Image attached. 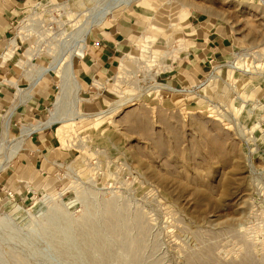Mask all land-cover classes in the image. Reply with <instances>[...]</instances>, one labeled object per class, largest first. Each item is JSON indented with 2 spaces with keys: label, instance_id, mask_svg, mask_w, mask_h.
Returning a JSON list of instances; mask_svg holds the SVG:
<instances>
[{
  "label": "rangeland",
  "instance_id": "1",
  "mask_svg": "<svg viewBox=\"0 0 264 264\" xmlns=\"http://www.w3.org/2000/svg\"><path fill=\"white\" fill-rule=\"evenodd\" d=\"M90 1L83 0L92 8ZM161 1L174 8V22L184 5L185 24L195 18L228 39L230 57L219 65L235 56L233 62L251 73L223 70L217 80L225 88L211 97L178 92L165 78L181 61V52H172L183 36L151 30L157 37L152 56L134 45L132 54L141 59L130 65V75L120 64L116 76L102 82L103 94L81 91L79 109L95 114L111 101L127 103L101 121L79 120L72 143L62 149L68 157L61 185L21 205L36 215L39 198L50 194L64 213L37 215L35 228L17 229L15 237L0 231V264H264V143L256 139L264 130L251 132L256 116L237 112L241 101H263L264 0ZM52 2L39 23L44 62L38 66L53 62L54 50L67 56L76 48L69 37L80 24L77 13L70 18L68 0ZM149 3L131 9L152 15ZM30 40L39 55L38 37ZM52 78L57 96L60 79ZM73 102L69 96L62 112ZM16 208L0 214L14 215Z\"/></svg>",
  "mask_w": 264,
  "mask_h": 264
},
{
  "label": "crops",
  "instance_id": "2",
  "mask_svg": "<svg viewBox=\"0 0 264 264\" xmlns=\"http://www.w3.org/2000/svg\"><path fill=\"white\" fill-rule=\"evenodd\" d=\"M35 1L0 0V132L6 117L11 114L13 138H20L23 125L46 120L50 115V106L57 98L58 84L52 74L39 78L38 67L41 66L38 65L44 62L42 56L36 57L38 55L35 54L32 58L34 66L30 73L21 64L31 40L17 38L18 28L27 8L34 5ZM148 1L147 9L153 8L154 15L136 12L132 7L119 9L88 35L85 55L80 56L75 63L76 76L82 90L90 92L92 81L107 82L115 76L123 57L128 52L132 53L137 38L148 25L153 24L168 32L169 36L179 35L186 40L187 49L180 53L181 61L173 65L174 68L165 78L168 84L182 88L207 80L200 96L211 97L219 91L223 92V80L213 83L208 81V77L215 67L230 57L228 39L196 23L195 18L192 22L189 18L184 26L177 24L174 28V19L171 18L174 16V8L163 6L161 0ZM16 38L18 45L10 58L6 59L11 43ZM261 97L264 101V89ZM62 149L54 126L27 135L13 159L0 171V211L24 205L38 193L57 189L63 181V163L68 157Z\"/></svg>",
  "mask_w": 264,
  "mask_h": 264
},
{
  "label": "bare ground",
  "instance_id": "3",
  "mask_svg": "<svg viewBox=\"0 0 264 264\" xmlns=\"http://www.w3.org/2000/svg\"><path fill=\"white\" fill-rule=\"evenodd\" d=\"M141 1L142 0H91L90 2H94V6L92 8L88 7L87 3L86 2L84 3L83 0H68L67 3H63L64 7H68V8L70 7L71 9H73L70 12L69 10L67 11L69 12L70 18L72 14L76 12L77 13L76 24L80 23L77 25L78 27L72 33H70L71 36L69 37L70 41L72 40L75 42L76 48L72 55H67V56L66 55L60 56L58 52H55L54 50V52L51 53L53 54V62L48 64V66L46 67L44 66L38 67L39 68L38 72L40 74L39 78L45 77L47 76V74H54L56 77L60 79V82H59L60 83L59 84L60 93H58L57 99L55 103L53 104L52 109H50L49 117L44 121H38L33 124L23 125L21 128L20 138H13V137L11 138L12 136L11 129H10L11 128L10 127L11 114H9L6 117L4 121V125L1 128V132H0V171L4 169L7 166V164L13 159V157L19 150L23 142V139L27 135H29L31 132L39 130V129L47 128L50 126H57L56 127L57 128L56 138L59 142V145L61 148L67 149L69 145L72 143L70 139V133L74 129V127L76 126L79 120L86 119V118H96L97 121H101L105 117L113 116L117 112V110L120 108V106L127 103L125 98L124 99L120 98L116 101H111L107 109H103L100 112H97L95 114H92V113L88 114V113L82 112L79 109V105L82 102V99L80 97V94L82 91V85L76 76L74 58L85 55V50L87 47V36L93 30H96L101 25H103V23L105 22V20H107V18H109V16H112L119 9L131 8L135 4H140ZM53 5H54V2L51 3V0H41L40 2H37L33 6L29 7L27 11H30L31 14L28 15L26 12L18 28L17 38L23 39V38H32L33 36L38 37V42H40V44L38 45L39 55L37 57L42 56V48H41L42 40H39V39L43 38V33L38 31L39 23H41L40 22L41 17L45 13H49L48 10ZM43 7L45 8L43 9ZM152 12H153V8L146 10L147 14L152 13ZM186 16H187V13L185 11V6L183 5V10L181 14L179 15V19L178 21H175L173 23V27L175 28L177 24L184 26ZM34 21H35V24H34ZM152 25H148L146 27L144 32L137 38L136 43H135V46L138 49L142 51L147 50V54L149 55L152 54V43L157 40V37L155 36L154 33L151 32V30H156L157 32H163L161 29L157 28L156 26H152ZM17 38L13 39L11 43V48L8 50L6 59L12 53H14V50L16 49V46L18 45ZM177 42L178 44L173 49L172 54L173 53L179 54L180 52H183L184 47L186 49L184 38L183 39L181 38ZM34 51H35V47L29 46L26 52L24 53V55L22 56L21 64L26 67V70L29 73L32 71V67H33L32 62H31L32 58L36 54V52L34 54ZM64 54H68V53L65 52ZM168 54H171V53H168ZM143 56H145L144 53H143ZM140 59H141L140 57L135 56L132 53L128 52L125 55V57H123L122 59L121 67H120L121 73L123 75L125 74V76H129L131 72V70L129 69L130 65L139 63ZM238 65L239 64H236V62H232L225 66L215 67V71L211 75V77L208 79V81H213L214 83V81L220 78L223 70H227L228 72H230L236 69V70H243L245 74L251 73L250 69L241 68L242 65L241 66H238ZM257 71L258 70H256L255 72ZM115 76H113L112 78H114ZM95 83H96V86L100 90L105 91L106 83L104 84L100 81H95ZM159 88L175 90L171 86L163 85V84L160 85ZM69 96L73 98L74 102L71 103V106L68 108L70 110H67L66 112H62V109H63L62 106L66 103V100L68 99ZM254 101L255 102H252L253 104H249V105L247 102L241 101L240 106L237 108V112L239 114L240 112H243L244 110H246L248 112L247 115L256 116L258 121L256 120V123H254L252 127L250 128L251 132H256L257 129L262 128L264 126V101H261L260 99H257V98ZM258 118H260L261 120L259 121ZM256 139L262 140L261 143H264V131ZM251 140L253 139L251 138ZM253 143L255 142L253 141ZM76 187H77V182L75 181L73 186L71 185V188L75 190ZM62 194L63 192H60L58 195H62ZM43 200L45 201L46 204L43 202ZM56 200H57L56 197L50 194H45L43 197L39 198V201L34 206V208L38 210L36 215H34L30 211L25 210V208L22 207L21 205L17 206L16 213L14 215L0 214V231H3V233L7 237L8 236L13 237L15 234L18 233L17 229L24 228L28 230H33L36 226L37 221L39 220L37 215L47 214L48 212H51V211L52 212L61 211L62 213H64L62 209L64 207L59 206L58 203L52 206L53 201L56 202ZM60 202H61L60 204L64 203L63 201H60ZM0 251H2L1 247H0Z\"/></svg>",
  "mask_w": 264,
  "mask_h": 264
},
{
  "label": "built area",
  "instance_id": "4",
  "mask_svg": "<svg viewBox=\"0 0 264 264\" xmlns=\"http://www.w3.org/2000/svg\"><path fill=\"white\" fill-rule=\"evenodd\" d=\"M27 39H30V38H27ZM76 46V44H75ZM75 48V47H74ZM80 58V57H79ZM235 59V56H233V60ZM233 60L231 62H233ZM229 63V62H228ZM222 64V63H221ZM226 64H223V65H218V66H225ZM217 66V67H218ZM108 82V81H107ZM207 84V80L204 81V82H200L198 85H194V86H191V87H182L180 88L179 90H177L178 92H181L185 95H189V96H200V91L203 87H205ZM92 90H96L98 91V96H100V92L103 94L105 91H102L100 90L97 86H96V83L95 81H92L91 83V87H90V91ZM10 196H12L10 194Z\"/></svg>",
  "mask_w": 264,
  "mask_h": 264
}]
</instances>
